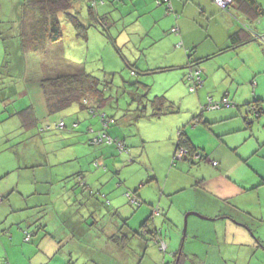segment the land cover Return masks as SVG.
I'll list each match as a JSON object with an SVG mask.
<instances>
[{"label": "rangeland", "instance_id": "374dc122", "mask_svg": "<svg viewBox=\"0 0 264 264\" xmlns=\"http://www.w3.org/2000/svg\"><path fill=\"white\" fill-rule=\"evenodd\" d=\"M152 5L150 0H77L73 12L83 25H90L87 39L79 36L71 21L61 15L62 40L55 44L39 41L33 47L27 39L28 29L36 24L28 23L27 16L35 14L27 11L25 17V0H0V264H65L62 252L58 251L66 243V238L62 237L70 233L65 220L72 218L81 225L76 237H82V244L88 245L81 250L76 264H92L87 258L92 253L86 251H98L90 245L101 237L112 221L117 223L114 210H108L110 205L115 208L117 202L122 204L126 217H131L133 231H137L141 225L139 217L145 209L154 204L153 211L158 210L168 199L164 188L182 176L178 169L183 162L178 161V152H175L179 129L186 126L197 145H214L208 128L198 130L188 124L199 121L196 117L200 112H219L199 106V102L208 99L207 91L223 90L226 83L220 79L221 75H216L208 87L196 91L187 76L195 71L194 67L166 71L170 41L158 38L159 27L149 36L142 30L148 20L143 14L150 11ZM92 11L93 17L90 16ZM77 68H83L101 80L100 90L107 99L105 105H96L91 99V110L89 107L82 110L74 104L50 114L40 81L45 77L75 73ZM199 92L201 97H198ZM156 97H165L175 103L171 109L174 114L160 119L151 117ZM167 106L170 105L167 103L164 110ZM30 107H33L31 113ZM251 108H247L248 111L252 112ZM103 114L115 120L107 130L101 122ZM249 115L252 118L250 112ZM251 120L254 124L259 120L263 122L254 127V136H250L252 127L248 130L249 140L244 142L248 145L243 148L244 152L238 150L244 156L252 144L264 138V114L262 118ZM220 124L221 127L214 128L223 130L236 125ZM101 131H108L125 150L120 151L117 143L112 147V153L105 147L107 144L93 145L92 141ZM234 138L230 143L235 141ZM208 151L210 157L200 167L191 165V172L210 175L214 169L212 160H220L216 154L211 157L214 154L212 148ZM215 153L226 154L221 163L232 180L247 190L232 200L233 205L259 218L260 208L264 214V186L252 188L257 178L254 168L258 167L253 164L254 156L244 160L237 153L223 151L222 147ZM69 159L73 160L68 162ZM83 176L89 185L84 191L79 184L84 180ZM97 177L102 178V182ZM127 192L139 199L138 205L131 203L126 197ZM188 193V190L176 192L171 207L181 212L183 206L179 200ZM207 203L212 207L210 211L223 208V214L229 213L230 206L225 208L216 199ZM190 213L199 217L196 219L199 224L194 229L198 238L194 239L192 235L185 243V237L194 232L191 224L188 227ZM179 218L181 230L169 225L165 231L174 237L181 235L176 243L180 252L166 253L168 256L178 254L181 264H247L248 254H253L254 250L247 240L256 241L264 235L263 218H259L258 226L263 227L257 235L249 230L246 225L249 219L243 215H239L242 220L230 218L231 222L215 221L195 212H185ZM101 225L105 226L103 230ZM140 233L136 237L129 236L130 239L127 237L128 247L114 251L113 261L108 258L112 245L104 247L107 262L148 264L147 259L142 258L140 245L149 237ZM27 234L30 242H25ZM85 238L92 240L91 243L85 242ZM67 249L70 245L64 248Z\"/></svg>", "mask_w": 264, "mask_h": 264}, {"label": "crops", "instance_id": "0c3cea01", "mask_svg": "<svg viewBox=\"0 0 264 264\" xmlns=\"http://www.w3.org/2000/svg\"><path fill=\"white\" fill-rule=\"evenodd\" d=\"M150 1L153 4L152 9L143 14L148 20L146 23L147 25L142 26V30L149 36L154 35L156 33L154 31L159 27L160 34L158 38L163 37L170 41V53H168V57L165 60L167 67H164L167 69L166 71L194 67L193 69L195 71H191L187 76L192 85H194V82L189 79L190 74L194 75V77L196 76V78L198 75L201 78L202 84L198 88L195 87L196 91L198 89L204 90L210 85L211 79H214L216 75H221L219 77L226 83L225 88L223 90H218L217 88L213 90L209 89L210 91H207L209 96L208 99L200 100L199 106L204 105V107L206 106V109H208L210 102L215 103V101H218L222 103L225 100L229 105L214 110L219 111L217 113L200 112L196 117L199 121L195 120V124L189 121L190 123L188 125L194 126L198 130L208 128L211 132V137L214 139V145L207 146L204 143L202 145H197L194 141V136L189 134L185 129L186 126L180 127L181 129L178 130L175 152L180 150H177V144L181 131L189 139L195 152L191 154L186 152L183 157L178 160L183 162L178 169L182 176L174 179L169 187L166 185L167 188L172 189L168 190L166 187L164 188V193L167 194L168 199L165 200L164 204H160L158 210L153 211L155 207L154 204L151 205L149 209H145V212L139 217L141 225L137 231H133L135 228L130 225L131 217H126V213L123 212L125 207L122 208V204H118L117 202L115 208L110 205L108 210H114V220L117 223L112 221L107 228L101 225V230L105 228V232L101 234V237L98 236L93 245H90L98 251H86V253H92L91 257H87L88 262L92 264H110L111 262H107L105 258V254L107 253L104 247H111L112 245L111 249L108 251L110 253L108 258L113 261V252L126 249L128 247L126 246V242L128 238L130 239L129 236L133 235L136 237L141 235L140 231L144 233L142 236H148L150 238L142 241L140 245V249L144 256L142 257L143 260L147 259L146 262L148 264H181L179 259L180 256L176 259L174 255L168 256L166 254L168 251H171V253L180 252L177 249L178 247H176V243H178V239L181 235L177 234L174 237L168 234L165 228L171 225L177 230H181L180 218L177 219V217H181L185 212L203 214L215 221L225 219L230 222V218L242 220L239 218V215H243L249 219L248 222H246L249 230L256 235L257 232L262 231L261 228L264 226L260 228L258 226V222L260 221L259 218L264 219L262 208H260L259 214L256 213L259 217L257 218L252 212L246 213L248 211L244 210V214V211L237 209L233 205L232 200L244 195L247 190L243 188L242 184L232 180L233 178L227 173L224 165L221 163V161H224L223 158L226 157V154L222 155L215 153L218 148L222 147L223 151L225 150L227 153H237L239 157L241 156V159L244 160H248L254 156L252 158L253 164H256L258 167L254 168L257 172V178H255V185H253L255 187L252 188L256 190L264 186V141H262L264 138L258 139L256 144H252L251 149H249V151H251H248L249 153L247 152L248 155L246 153L244 156L238 152V150L244 152L243 148L248 145L247 143L244 145V142L249 140L248 130L252 127L253 132L250 136H254V127L263 122L259 120V123L254 124L251 119L262 118L264 114V80L261 82L262 78H264V43H261L259 40L251 41L249 36L253 37L258 35L264 38V0H255L258 7L254 3L246 4L241 2L240 5H233L230 11L220 9L214 0H169L170 2L168 5L165 3L162 4L158 0ZM155 2H158V4ZM95 5L97 6V3H95ZM169 6L172 8V11L167 9ZM31 17L35 19L31 20ZM27 18L28 23L31 24L34 22L36 23L38 16L30 15L27 16ZM195 21L198 22V25ZM175 29L176 31H174ZM31 31V29H28V34H30ZM25 32L26 29L22 32L23 36ZM229 46H231V48H229ZM185 76L186 74H184L183 77ZM192 85L190 84V89L194 92L195 90H193ZM201 92H199L198 97H201ZM156 98L164 99H162L164 102L162 106L163 111H161L162 114L160 115L151 114V117L160 119L166 115L174 114L175 111L171 109L175 103L170 102L165 97ZM92 100L97 105L96 100ZM256 102H258L261 109L258 115L252 110ZM89 103H91L90 100ZM89 103L88 106L90 105ZM105 103L102 106H104ZM167 103L170 106H167L165 111L164 107ZM249 107H252L251 110L257 117L255 115L253 116L251 111H248L247 108ZM244 115H246V117H243ZM242 118L243 120H241ZM34 119L36 120L35 114ZM234 119L238 120V122L234 121ZM239 121L241 122L239 123ZM220 123H235L236 125L230 129L216 130L214 127H221L222 125ZM235 132L242 133L235 136L233 135ZM244 132L245 134H243ZM107 133L109 134V132ZM225 136L226 138L224 139ZM233 138L235 141L232 140L230 143V140ZM117 140L115 141L119 149V142ZM114 145L115 144L105 146L109 153L114 152L112 149ZM122 146L124 151L125 147L123 144ZM211 148L214 153L211 157L216 154L217 159L220 160V162L212 160V162L216 161L217 163L216 166L212 165L215 170L212 168L210 175H198L196 172H191V165L200 167V165L210 157L208 150ZM182 149L186 151V149ZM72 160L73 159H69L68 162ZM185 162H189L190 165ZM248 163L250 164V161ZM77 174L80 176L82 173L79 171ZM97 178L99 182H102V178ZM83 179L84 180L81 181V183L79 182V184L84 191L89 188V185L86 176H83ZM75 184L76 183H72V185ZM97 190L100 194V189ZM185 190H188L189 193L179 200V204L183 206L180 212V209L171 207L174 204L171 200H173V196L176 192L181 193ZM257 192L260 194L259 190H257ZM91 193H93V191ZM129 193L130 192L126 193V197H128L127 194ZM103 196L106 197L105 195H102V197ZM211 199L222 202L225 208L229 206L232 208L229 207V213L227 214H223V208L221 211H218L219 209L210 211L212 207L207 201ZM123 206H125V204H123ZM198 218L192 213L188 214V227L191 224L194 232L185 237V243H188L192 235L194 239L198 238L196 237L197 231L194 230L199 224L198 220H196ZM201 219L203 218L201 217ZM66 222L68 224H66ZM65 226L70 233L68 234L66 232L67 235L62 237L66 238V243L59 247L60 250L58 252H62L61 255L66 260L65 264H76L80 258L79 256L82 254L81 250L88 248V245L82 244L84 243L82 237L81 239L76 237V234L77 236L80 234L81 225L74 221L73 218L65 220ZM154 234L155 241L153 242L151 237H153ZM160 240H163L167 244L166 253L162 254L160 250L158 243ZM30 241L31 238L27 242ZM91 241L92 240L85 238V242L91 243ZM247 244L254 249L253 254H248L247 264H264V235H261L256 241L253 239L247 240ZM69 245L70 249L65 251L64 248ZM7 264L10 263L8 262Z\"/></svg>", "mask_w": 264, "mask_h": 264}, {"label": "trees", "instance_id": "16d2710c", "mask_svg": "<svg viewBox=\"0 0 264 264\" xmlns=\"http://www.w3.org/2000/svg\"><path fill=\"white\" fill-rule=\"evenodd\" d=\"M158 1L162 2V0H158ZM231 1L232 3L227 5L225 8H221L217 4L216 5L220 9L225 11H230L233 5L235 4L240 5L241 2L246 4L254 3L258 7V4L255 2V0H231ZM25 2H26V7L24 8L25 14L28 15L27 13L32 12L38 16L36 23L34 22V24L36 25L33 28L29 27V29L32 30L27 38L28 41H30L29 45L34 47V45H37L39 41L42 42V44L59 43L63 38V30L59 19L61 15L66 16L71 21L79 36H83L85 39H87L86 34L89 30L90 25H83L82 22L77 18V13L73 12L77 0H25ZM165 4L168 5L169 3L166 2ZM167 9L169 11H172V8L170 6ZM90 16L91 17L94 16L93 11L90 13ZM174 31H176V29ZM249 37L251 41L259 40L261 43H264V38H261L258 35L253 36L254 38L251 36ZM229 48H231V46H229ZM77 69L78 71L75 73L72 72L70 74L45 77L41 80L40 85L43 94L45 96V100L50 114H55L56 112L63 111L74 104H78L82 109H88L89 100L93 98L94 100H96L97 104H100L101 106L107 101L104 92L100 90L101 80H99L94 75L86 72L83 68H77ZM197 78H199V81L202 84V80L198 75ZM201 84L199 86H201ZM199 86L197 85L196 87L198 88ZM162 99L163 98H156L154 100L155 103L153 102V112H154L153 114L155 115L162 114L161 111L163 110L160 109L159 107V106H163L164 99L163 100ZM254 105L257 112L259 111L258 114H260L261 109L259 107L258 102H256ZM89 109L91 110L93 108L89 107ZM144 110L146 109L144 108ZM29 111L30 113L32 112L31 107L29 108ZM143 116L144 115L142 114L141 117ZM101 122L103 123V126L105 128L104 130H107L110 127V125H113L115 123V120L110 119L105 114H103L101 115ZM98 137L102 138L103 140L101 143H97V144L111 145L117 143L115 140H112L111 136L105 131H101V134H98L96 138ZM108 138L111 139L112 142H109ZM182 148L186 149L188 154L195 152L193 145L186 137V135L181 131L179 134L177 150ZM27 238L29 239L26 240ZM29 240H30V236L27 234L25 236V241L27 242ZM152 240H155V234L153 235ZM158 243L160 244V241H158ZM177 256L178 254L175 255V257Z\"/></svg>", "mask_w": 264, "mask_h": 264}, {"label": "built area", "instance_id": "2783aa9c", "mask_svg": "<svg viewBox=\"0 0 264 264\" xmlns=\"http://www.w3.org/2000/svg\"><path fill=\"white\" fill-rule=\"evenodd\" d=\"M169 3V0H162V2H160V3ZM215 2H216V4L218 5V6H220L221 8H225L227 5H229L230 3H232V1L231 0H215ZM189 79L191 80V81H193L194 82V87H196L197 85L199 86L201 83H200V81H199V78H195L193 75H190L189 76ZM229 104H228V102L225 100V101H223L222 103H213V102H210V104H209V106H208V109L209 110H218V109H220L221 107H223V106H228ZM252 110L258 115V112H257V110H256V108L255 107H253L252 108ZM106 124V123H105ZM63 124L61 123L60 124V126H62ZM59 127V126H58ZM102 138H100V137H98V138H95L93 141H92V144H97V143H101L102 142ZM108 140H109V142H112V140L111 139H109L108 138ZM119 149H120V151H123V146H122V144L121 143H119ZM187 151H185V150H183V149H180L179 151H178V157H179V159L180 158H182L183 157V155L186 153ZM212 165L213 166H216L217 165V163H216V161H214V162H212ZM127 196L129 197V199H130V201H131V203H133V204H137L138 205V200H137V198H134L130 193L129 194H127ZM29 238H27L26 240H28ZM160 250L162 251V252H164V253H166L167 252V244L163 241V240H160Z\"/></svg>", "mask_w": 264, "mask_h": 264}]
</instances>
